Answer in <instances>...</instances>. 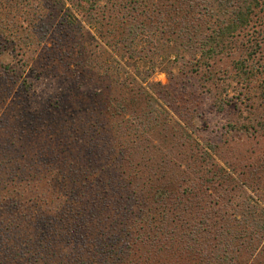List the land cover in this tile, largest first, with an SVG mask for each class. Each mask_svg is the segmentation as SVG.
Wrapping results in <instances>:
<instances>
[{"label": "rangeland", "instance_id": "1", "mask_svg": "<svg viewBox=\"0 0 264 264\" xmlns=\"http://www.w3.org/2000/svg\"><path fill=\"white\" fill-rule=\"evenodd\" d=\"M89 1L94 6L90 12L93 18L88 21L77 11L84 0H62L57 5L46 0H0V63L10 68L5 76L0 66V204L9 203V197L17 201L27 191L31 195L40 189L30 185L39 184L32 177L45 173L44 167L54 164L60 177L77 168L75 160L65 159L74 151V135L88 131L98 136L102 134L96 131H102L106 136L102 135L105 138L100 145L107 142L111 147H101L102 154L110 152V157L101 160L100 170L113 163L118 173L126 171L123 179L131 185L146 184L134 178L137 172L133 166L138 169L140 162L131 164L127 160L130 153L141 148L152 158L146 162L154 170L168 167L167 174L179 189L195 188V184V189L203 190L201 182L205 183L209 189L203 194L192 190L193 194L183 198L193 205L200 203L183 216L187 221L194 214L204 215L202 221H209L204 228L212 237L210 241L218 234L210 222L215 214H207L213 209H221L230 218L237 215L264 222L259 214L264 205L256 196L264 197L263 177L255 194L243 185L250 175L257 181L260 176L255 168L264 167V2L245 29L209 52L210 46L203 39L213 28L212 19L205 13L207 1L211 0ZM246 69L251 71L250 77L243 73ZM170 84L175 96L166 97L164 91ZM108 88H125L135 94L129 105L134 114L130 109L121 119L126 114L135 119L125 136L121 134L123 128L120 130L104 110L102 99L111 97ZM92 96L99 100L96 107L103 111L88 108ZM146 119L152 121L151 126L141 129L139 123ZM103 120L108 122L102 128ZM187 134L198 146L190 152V146L184 143L180 152L189 150L191 156L181 158L165 137L175 136L177 141L179 135L183 138ZM116 149L125 150V161L112 153ZM205 152L210 159L201 158L206 157ZM206 170L210 174L203 173ZM220 170L235 178L242 190L229 183L218 185L212 174ZM86 172H82L79 183L75 180L76 199L91 200L97 173ZM200 173L210 181L204 182ZM247 195L259 207L243 215L242 203ZM51 203L45 211L53 208ZM58 205L57 200L55 206ZM169 210L170 216L177 219L179 210ZM249 224L241 230L230 228L241 237L235 242L240 247L233 253L244 260L251 253L244 246L248 240L251 250L264 253V232ZM222 225L224 222H219L218 227ZM24 229L25 234L30 231L28 226ZM61 246L63 243L56 244V249L61 251ZM1 254L0 264L2 260L3 264H20L19 259ZM170 255V264H184L177 254L176 263H172L174 254ZM196 256L191 264H202ZM68 261L75 264L72 258Z\"/></svg>", "mask_w": 264, "mask_h": 264}, {"label": "trees", "instance_id": "2", "mask_svg": "<svg viewBox=\"0 0 264 264\" xmlns=\"http://www.w3.org/2000/svg\"><path fill=\"white\" fill-rule=\"evenodd\" d=\"M46 1L52 5L62 2V0ZM261 2H264V0L207 1L205 13L209 19H212L213 28L203 41L205 45L210 46L209 52L220 48L235 33L245 29L250 24L255 11L260 8ZM93 6L92 2L84 0L83 3L77 6L78 14L89 21L93 18V14L90 13ZM181 48L184 50V47ZM177 51H180V46ZM0 66L3 74L9 72V66H3L1 63ZM243 73L246 74V77H250L251 71L246 69L243 70ZM169 75L172 77L170 72ZM172 90L170 84L165 89L164 95L166 97L167 94L174 95ZM109 91H111V97L107 95L104 96L105 101L102 99L105 104L104 110L111 116V120H114L115 125L120 130L123 128L121 134L125 136L130 131L131 122H134L135 119L133 116L129 117L128 114H126L125 119H121L124 117L122 116L124 112L130 111V109L134 114V108L129 107V105L132 103L135 94L125 88L121 91L108 88L107 92ZM89 99L91 101L88 108L103 111V109L96 107L99 100L95 96L89 97ZM173 102L175 104L176 101ZM56 105L57 103L54 101L53 106L55 108ZM74 106L75 103H73V110ZM184 106L185 104H182V108ZM105 122H108V120L102 121V128L106 126ZM143 122L139 123L140 128L143 126L141 129L150 127L152 123L150 119ZM133 130L138 131V129ZM96 132L106 136L102 131ZM178 133L180 134L179 131ZM74 134L76 133L74 132ZM102 135L89 134L88 131H82L80 135H74V151L68 153L71 157L65 159L75 160L74 164H79L77 168L71 169L69 173L60 177V171L55 169L54 164L48 168L44 167L45 173H39V175L32 177L39 184L30 185V188L38 189L40 186V189L33 190L34 194L31 195H28L27 191V194H23L20 199H15L17 201L9 197V203L0 204V247L3 246L0 255L3 252L6 258H17L20 260V264H68L69 258H72L75 261H72V263L75 264H170L168 259L172 252L174 254L172 263H176L175 257L177 254L178 260L184 264H191V259L195 255H198L196 260L204 264L206 262L207 264H236L237 260L241 261L240 264H264V253L261 250L257 251L258 249L251 250L249 247L250 240H248L249 242L246 241V245H244L247 246L249 252L251 251V253H247L246 260L233 253L235 249L237 250L240 247L239 244H235L241 239L236 233V229L240 228L241 230V227L245 226L244 224L250 223L252 229L264 232L262 230L264 229L263 221H250L244 216L242 218L237 215L235 218H230L221 209H217L218 211L213 209L207 214H215L211 216L212 220L210 222H213L216 226L218 234L213 236L214 241H210L212 237L204 228V224L209 221L205 223L202 221L204 215L194 214L187 221L183 216L187 209L200 204L197 202L193 205L191 202L182 201L183 198L188 196L189 193L193 194L192 190H195L196 193H199L200 190L203 194L206 189H209L205 183L201 182L205 187L203 190L195 189L197 188L195 184H193L195 188L187 186L185 189H179L168 176V167L163 170L160 166L161 170H154L155 167L146 162L152 158L147 156V153H143L141 148H138L135 154L130 153L129 159L125 155V150L122 149L117 152L116 149L112 153L117 157L119 156L120 160L125 161L127 159L131 164L140 162L138 169L133 166V171L137 172L134 178L142 179L146 181V184L131 185L130 181L123 179L126 171L120 170L121 172L118 173L115 169L117 166H113V163L110 167H102V170L98 168L103 158L110 157V152L102 154L103 149L101 147L104 149H110L111 147L108 146L107 142L100 145V141L105 138H102ZM174 137L166 136L165 141L174 146V151L181 158L185 156L190 158L191 155L188 153L198 146L196 142H193L191 135H183V138L179 135L180 140L177 137V141ZM184 143L190 146V152L189 150L180 152V148ZM151 148H153V145ZM204 155L206 157L201 158L210 159L208 152H205ZM38 157L42 158V155ZM232 169L237 175L235 166ZM255 169L259 171L260 177L258 180H254V175H250V178L243 182V185L248 190H252L251 192L254 194L261 184V177L264 180V167H256ZM84 170L88 171L86 172L88 175H90V172L91 174L97 173V177L92 183L91 200L76 199V192H73L78 189L75 180L79 183V178H82ZM251 171L253 174V168ZM209 172V170H206L203 173L210 174ZM215 172L212 175L220 183L218 185L222 187V185L225 186L229 183L230 185L233 184V188L242 190L243 187L235 182V178H232L224 170H220L216 174ZM139 173L144 174V176H138ZM205 174L200 173V177L204 182H209L210 180L207 179ZM61 190L63 194H59ZM256 196H258L260 204L264 205V197L261 199V195ZM57 200L60 205L55 206ZM50 202H52L53 208L45 211V206H49ZM171 204L175 207L172 208ZM242 205L243 215L251 211L253 213L259 207L256 200L249 196L245 202L243 201ZM170 208L172 211L179 210V215H176L177 219L170 216ZM260 210L259 214L264 218V210ZM219 222H224V225L220 228L218 227ZM24 223L25 226L23 227ZM27 226L30 231L25 234L24 228H27ZM230 228L236 229H233L232 232ZM230 236L235 238L233 237L230 240ZM9 239L11 242H9ZM61 243H63V247H60L62 250L58 251L56 244ZM66 245L68 248L65 249ZM9 251L15 253H8ZM255 251L259 254L256 255ZM243 254L245 253L242 252ZM3 263L2 260L1 264Z\"/></svg>", "mask_w": 264, "mask_h": 264}]
</instances>
